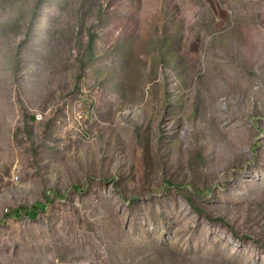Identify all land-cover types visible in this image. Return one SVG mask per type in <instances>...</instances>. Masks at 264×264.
I'll use <instances>...</instances> for the list:
<instances>
[{
    "label": "rangeland",
    "instance_id": "374dc122",
    "mask_svg": "<svg viewBox=\"0 0 264 264\" xmlns=\"http://www.w3.org/2000/svg\"><path fill=\"white\" fill-rule=\"evenodd\" d=\"M0 264H264V0H0Z\"/></svg>",
    "mask_w": 264,
    "mask_h": 264
},
{
    "label": "trees",
    "instance_id": "16d2710c",
    "mask_svg": "<svg viewBox=\"0 0 264 264\" xmlns=\"http://www.w3.org/2000/svg\"><path fill=\"white\" fill-rule=\"evenodd\" d=\"M191 201V199H189ZM29 216L36 217L35 214H29Z\"/></svg>",
    "mask_w": 264,
    "mask_h": 264
}]
</instances>
